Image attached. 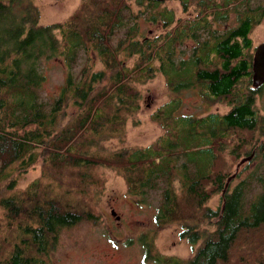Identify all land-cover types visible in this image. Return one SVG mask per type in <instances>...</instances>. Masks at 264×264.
Wrapping results in <instances>:
<instances>
[{"label": "trees", "instance_id": "obj_1", "mask_svg": "<svg viewBox=\"0 0 264 264\" xmlns=\"http://www.w3.org/2000/svg\"><path fill=\"white\" fill-rule=\"evenodd\" d=\"M183 1L188 5L190 0ZM197 1L203 10L211 3ZM82 2L81 10L93 6L89 16L79 18L75 13L63 22L43 25L34 0H0V190L15 188L14 173L26 171L40 158L49 169L28 189L0 197L6 220L0 264H45L63 228L83 220L97 222L99 215L90 201L103 190L98 173L103 167L121 172L133 196L161 192L155 215L158 226L186 225L190 219L199 225V217L214 225L204 233L211 237L189 264H264V236L259 235L264 229V115L255 108V94L264 84L252 86L251 53L259 10L249 5L235 10L237 25L216 33L212 23L227 19L231 3L239 2L223 0L227 13L213 22L212 11H204L188 26L176 24L158 38L140 39L142 17L158 20L168 30L174 13L158 10L162 14L158 19L156 14L146 16L142 6L135 11L122 0ZM137 3L156 9L161 4ZM189 41L196 45L189 47ZM133 56L138 58L131 66L127 60ZM82 61L81 70L75 71ZM55 62L66 65L67 73L60 89L50 93L47 66ZM156 68L163 70L172 90L198 87L210 100L228 102L230 110L200 117L179 115L182 98L171 99L152 116L168 131L154 144L102 150V142L125 131L127 118L141 108L131 84ZM71 107L70 121L62 126ZM241 132L258 135L245 151L241 149L247 144L237 141L228 153L237 160L248 154L259 164L231 186V172L219 162ZM54 168L61 171L50 176ZM69 169L76 171L79 182L74 191L57 182ZM217 194L222 204L214 208L209 202ZM197 229L204 232L200 226ZM189 230L182 236L194 245L202 233ZM144 236L142 243L149 251L152 242ZM250 237L255 239L250 242ZM153 260L180 264L159 253Z\"/></svg>", "mask_w": 264, "mask_h": 264}, {"label": "rangeland", "instance_id": "obj_2", "mask_svg": "<svg viewBox=\"0 0 264 264\" xmlns=\"http://www.w3.org/2000/svg\"><path fill=\"white\" fill-rule=\"evenodd\" d=\"M122 1L132 5L135 11H138L142 6L146 16H155L156 14L157 17H155L158 19L162 18V14L160 15L158 10L167 9L174 13V25L170 23L168 30L162 22L156 20L153 23L142 17L140 20V39L158 38L165 31H172L176 24L184 23L188 26L191 22L201 19L200 16L204 11V14H209L212 11L209 17L212 22L214 18H218L222 13H227L222 5L223 0H211L209 7L205 8L206 10L201 9L197 0H190L188 5H185L183 0H166L160 2L161 4L157 9L147 4L140 5L137 0ZM237 1L239 2L231 3L228 9L231 11L228 13L229 17L227 19L221 17L213 23L211 22V29H215L216 33H220L218 31L226 30L237 24V13L235 10H244L247 5L258 10L264 8V0H252L244 5L240 3L242 0ZM34 2L40 10V23L43 25L63 22L75 13L79 14V18L89 16L90 13L88 11L93 7L90 6L87 10H81L85 3L82 0H34ZM251 38L253 41L251 53H253L254 58L255 48L264 42V14L259 15L258 24L253 29ZM188 45L189 47H194L196 43L189 41ZM81 56L85 57L86 55L83 54ZM137 58V56L130 57L127 62L133 66ZM83 62L79 63L74 70L77 72L81 70ZM101 67V65L97 66V68ZM47 72V90L50 93H54L60 89L64 82L67 66L58 62L51 63L47 66ZM130 88L131 91L133 89L136 92L132 91L136 96L135 101L141 104V108L127 118L125 131L123 130L121 134L109 137L102 142V150L116 151L135 147L144 148L154 144L160 137L166 135L168 131L165 126L159 123V120L154 119L152 116L171 99L182 98L181 105L177 109V114L179 115L185 114L200 117L210 112L226 113L231 108L225 100H210L200 92L198 87L194 89L186 88L180 91L172 90L167 83L163 70L159 68H156L152 73L150 72L141 81L132 83ZM255 108L260 114L264 115V86L255 94ZM71 110L74 111V107L69 108L67 111L68 114L62 121V126L70 121ZM257 135V132L236 133L234 140L229 143L228 151L221 156L219 167L222 169L227 168V171L231 172L230 177L234 175L229 181L231 186L239 183L240 179L258 165L259 162L258 160L250 161V159H247L249 157L248 154H244L237 160L228 152L232 151L237 141L247 144L241 149V151H245L249 147L250 141L257 138ZM244 159L245 161L240 164ZM239 169L242 171L237 176L236 173ZM48 170L44 165L43 159L40 158L26 171L14 173L16 174L14 176L16 177L15 188L8 189L5 187L0 190V197L28 189L31 183L43 177L44 172ZM60 171L58 168H54L49 175L55 174L57 176ZM98 171L104 181L103 190L95 198L91 199L90 207L95 214L99 215V219L97 222L83 220L76 225L63 228L59 233L57 244L45 256L47 259L45 264H157L153 260L155 253L174 257L180 261V264H189L203 241L211 237V234L204 233H207L209 229L210 231L214 230V225L209 224L211 222H207L200 217L201 224L199 225H195L194 219H190L186 220V225L174 222L158 226L155 223V215L162 201L160 191H152L145 197L133 196L128 192L127 181L121 172L111 167H103ZM49 175L47 182L51 179ZM57 178L60 181L57 182L62 185L63 189L71 188L74 191L79 188L76 171L71 169L63 171ZM86 198L88 199V196ZM221 202V194H217L212 197L209 205L218 208L222 204ZM113 210L116 212L115 214H113ZM5 224L3 209L0 207V236L6 230ZM206 225L210 226L204 228L203 226ZM198 226L204 232L199 231L197 229ZM188 229H190L189 232L197 231L202 233V238L194 245L188 241L187 237L182 236L183 232ZM144 235H147V238L152 242L153 249H149V251L146 250L145 245L142 243V238L145 239ZM259 235L264 236V229H261ZM254 239V237H250L249 241L251 242ZM6 243L8 248H10V243ZM147 252L148 255H146Z\"/></svg>", "mask_w": 264, "mask_h": 264}, {"label": "water", "instance_id": "obj_3", "mask_svg": "<svg viewBox=\"0 0 264 264\" xmlns=\"http://www.w3.org/2000/svg\"><path fill=\"white\" fill-rule=\"evenodd\" d=\"M158 2H163L166 0H155ZM264 84V42L259 44L255 48L254 58H253V86L259 87ZM247 159H251L249 156ZM245 159L240 162L242 164ZM239 164V165H240ZM234 177V175L229 179V181ZM116 212L113 210V214Z\"/></svg>", "mask_w": 264, "mask_h": 264}, {"label": "flooded vegetation", "instance_id": "obj_4", "mask_svg": "<svg viewBox=\"0 0 264 264\" xmlns=\"http://www.w3.org/2000/svg\"><path fill=\"white\" fill-rule=\"evenodd\" d=\"M250 9H254V8H251L250 7ZM258 14H260V15H263L264 14V8L263 9H260L259 10V12H258ZM238 23V22H237ZM172 25H174V22L172 23ZM237 25V24H236ZM174 28V27H173Z\"/></svg>", "mask_w": 264, "mask_h": 264}]
</instances>
